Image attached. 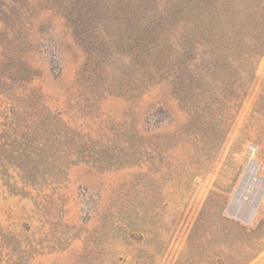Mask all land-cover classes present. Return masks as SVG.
<instances>
[{
    "label": "rangeland",
    "instance_id": "obj_1",
    "mask_svg": "<svg viewBox=\"0 0 264 264\" xmlns=\"http://www.w3.org/2000/svg\"><path fill=\"white\" fill-rule=\"evenodd\" d=\"M166 1L0 0V83L44 97L0 113V264H264V199L229 211L250 160L264 179V56L248 99L241 53L169 87L167 16L144 32Z\"/></svg>",
    "mask_w": 264,
    "mask_h": 264
},
{
    "label": "trees",
    "instance_id": "obj_2",
    "mask_svg": "<svg viewBox=\"0 0 264 264\" xmlns=\"http://www.w3.org/2000/svg\"><path fill=\"white\" fill-rule=\"evenodd\" d=\"M160 8L156 10V13H152L155 19L148 18L144 32L152 36L158 35L159 32L151 28L152 22L167 16L164 19L162 36L165 51L163 71L167 74L166 81L169 87L176 81L175 68L181 78L192 73L194 81H198L202 70H208L211 81H215L218 69L232 65L226 59H221L220 55L230 52L241 53L240 65L244 69V76L241 79L242 94L248 99L256 81L258 64L264 56V0H170ZM174 22L179 24V29L172 27ZM175 36H177L178 49L171 48V38ZM203 49L206 52H202L204 56H200ZM177 54L181 55V58L172 60ZM15 66L17 67L16 64ZM16 67L11 69V74L17 72ZM8 80L13 81L14 84L5 85L3 81L0 83V86L3 85L6 88L3 89L5 93L0 91V97H4L6 101V104L0 108V113L2 114L3 110L16 127V117L24 112L17 108V100L26 97L41 101L44 97L36 89L20 91L14 78L13 80L8 78ZM170 89L174 92L172 88ZM184 89L183 86V93H185ZM218 95L219 93L216 96ZM254 107L253 115H264V86ZM165 109L157 93L152 99L149 111L150 129L160 126L163 121L162 114L168 115ZM248 127L250 131H253L256 125L248 124ZM26 129L30 128L26 127Z\"/></svg>",
    "mask_w": 264,
    "mask_h": 264
},
{
    "label": "bare ground",
    "instance_id": "obj_3",
    "mask_svg": "<svg viewBox=\"0 0 264 264\" xmlns=\"http://www.w3.org/2000/svg\"><path fill=\"white\" fill-rule=\"evenodd\" d=\"M257 171V164L255 162H251L248 166V170L243 176L244 186L241 185L238 193L240 198L233 202V209L229 210L230 213L234 214L241 221L247 224H251L255 220L264 199V179L256 174ZM248 183H254L256 186L249 185L247 187ZM245 186L247 187L246 190ZM251 187H253V191H251Z\"/></svg>",
    "mask_w": 264,
    "mask_h": 264
},
{
    "label": "built area",
    "instance_id": "obj_4",
    "mask_svg": "<svg viewBox=\"0 0 264 264\" xmlns=\"http://www.w3.org/2000/svg\"><path fill=\"white\" fill-rule=\"evenodd\" d=\"M249 151L252 153V155H253V157L256 155V153H257V148L255 147V146H253V145H251V146H249ZM251 162H255L256 164H257V162L256 161H254V160H250L249 161V163H248V166H249V164L251 163ZM248 166H247V169H246V171L248 170ZM257 166H258V164H257ZM259 168V167H258ZM259 171V170H258ZM258 171H257V173L256 174H258ZM242 182H243V178H242V180H241V183H240V185H239V189H238V192H237V194H236V196H235V199H234V201L235 200H238L239 198H240V196L238 195V193H239V191H240V187H241V185H242ZM253 191V190H252ZM232 214V213H231ZM234 215V214H233ZM235 217H237V216H235ZM238 218V217H237ZM239 219V218H238ZM240 220V219H239ZM241 221V220H240ZM243 222V221H242ZM245 223V222H244Z\"/></svg>",
    "mask_w": 264,
    "mask_h": 264
}]
</instances>
